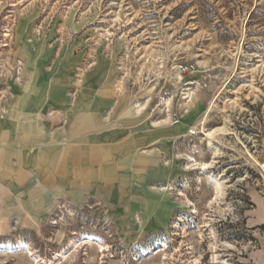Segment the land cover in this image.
<instances>
[{"label": "rangeland", "instance_id": "rangeland-1", "mask_svg": "<svg viewBox=\"0 0 264 264\" xmlns=\"http://www.w3.org/2000/svg\"><path fill=\"white\" fill-rule=\"evenodd\" d=\"M30 97L0 264H264V0H0V117Z\"/></svg>", "mask_w": 264, "mask_h": 264}, {"label": "crops", "instance_id": "crops-1", "mask_svg": "<svg viewBox=\"0 0 264 264\" xmlns=\"http://www.w3.org/2000/svg\"><path fill=\"white\" fill-rule=\"evenodd\" d=\"M79 84H82V80H78ZM34 99H31V97L29 99H19L16 100V103L14 104V106H6V113L4 114L3 117H0V165H2V161L1 159H4V164L6 165V160H7V150L8 147L7 146H11L14 145L16 148L17 147H22L21 145H23V143L25 142H30L31 144H38L39 141H42V139H46V141H48L49 139V128L47 125L40 126V122L38 117L35 116H31L30 117V123H26V121H23V113L25 111H30V112H37L39 110L38 107H40V105H36L33 101ZM89 103H91V105L88 106V109L92 110L90 112L94 113V116H88L86 114L87 111L85 112V115L79 116V125H74V127H77V132L80 135H86V134H91V133H98V129H97V116L96 113L100 112L99 109L103 110L104 109V105L101 104V101L99 100H89ZM105 103H107V101H105ZM112 107V106H111ZM95 109H98L97 111H95ZM88 118H93L91 121H88ZM70 122V121H69ZM69 122H67V125L63 126L64 132L65 131H70L71 126L69 125ZM75 130V129H74ZM75 130V131H76ZM44 134L43 137L38 136L39 134ZM91 137H89L88 139H86V142L89 143H97L100 139L98 138L97 135H90ZM44 141V140H43ZM110 146V144H107ZM97 147V148H96ZM103 147H107L106 145H103ZM103 147L99 145L91 147L92 148V153L89 155L91 157H94V159L96 158H100L98 161H93L94 165L95 163H103V161L101 160L102 158H105L108 160L110 158L111 155V150H109L108 152H103ZM110 149V148H108ZM10 157V155H9ZM35 160L33 158H31L30 162H27V164H33ZM106 162V161H105ZM21 163V162H20ZM20 163L16 162V165H21ZM143 163V162H142ZM145 164V163H144ZM144 164L142 165L143 167H137L139 170H144ZM153 164V163H151ZM149 166V165H148ZM17 170V169H15ZM20 170V169H18ZM17 170V174L18 171ZM96 171V170H95ZM0 172H2V169H0ZM109 173V172H107ZM145 176V175H144ZM16 181H19V179L16 178ZM150 182V181H148ZM147 182V183H148ZM141 183L142 186L147 185L146 181H135V184ZM130 201V200H129ZM134 201V200H132ZM129 207H136V204L134 203L133 205H130ZM138 207H136L137 210ZM133 209V208H132ZM142 209V207H141ZM131 211V210H130Z\"/></svg>", "mask_w": 264, "mask_h": 264}, {"label": "bare ground", "instance_id": "bare-ground-1", "mask_svg": "<svg viewBox=\"0 0 264 264\" xmlns=\"http://www.w3.org/2000/svg\"><path fill=\"white\" fill-rule=\"evenodd\" d=\"M208 135V134H207ZM211 135V134H210ZM209 135V136H210ZM204 168H205V165L203 166ZM214 184H217L216 186H218V187H220V185L217 183V181H214ZM76 245V241H72L71 243H70V247H74ZM162 245H164V243L163 242H159V246H162ZM65 252H62L61 253V255H63Z\"/></svg>", "mask_w": 264, "mask_h": 264}]
</instances>
